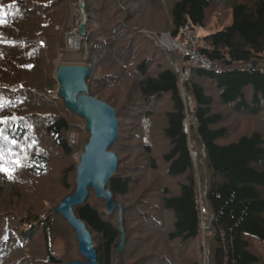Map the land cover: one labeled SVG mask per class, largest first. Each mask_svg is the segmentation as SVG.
Wrapping results in <instances>:
<instances>
[{
  "label": "trees",
  "instance_id": "1",
  "mask_svg": "<svg viewBox=\"0 0 264 264\" xmlns=\"http://www.w3.org/2000/svg\"><path fill=\"white\" fill-rule=\"evenodd\" d=\"M63 1L0 0V181L19 193L25 191V195L35 194L39 183L53 174L57 159L68 160L78 150L70 135L77 127L71 119L80 116L66 108L59 93L57 97L72 116L54 112L47 91L56 80L50 77L53 66L51 60L45 62V54L59 43L53 32L57 9ZM165 1L83 0L87 9L86 37H94L89 31L93 18L102 24L101 40L97 35L98 39L90 42V54L100 60L102 69H119L117 73L99 75V82L105 87L117 86L132 77L138 96L122 113L125 120L129 115L134 124L129 133L120 128L114 103L97 99L115 112L117 123V136L109 151L117 156L118 163L106 190L112 199L127 198L143 169L150 173L165 170L166 179L177 181L176 190L160 186L158 206L148 209L146 201L136 202L125 211L127 217H138L149 228L165 231L168 242L179 245L180 250L207 231V264H264V135L254 131L230 140V128L224 124V110L240 119L264 117V0L233 3L229 23L203 35L202 45L197 43L198 51L213 66L208 70L191 68L190 77L183 84L184 96L178 85L177 63L150 33L139 27L157 24L156 19H161L165 11L167 34L178 39L185 26L191 31L204 29L214 0ZM157 6L161 12L151 11ZM119 14L123 15L122 21L115 19ZM137 16L140 18L136 27L129 21ZM39 37L46 47L27 41ZM23 38L25 43L14 41ZM9 39L14 40L8 42ZM158 53H163L166 61L157 58ZM88 78L84 80L86 92L94 98ZM184 97L192 101L193 123L188 134L183 128ZM162 99H167L169 107L161 113L159 130L155 120L158 114L154 111ZM80 118L86 130L85 120ZM87 134L84 146L90 138ZM118 149L129 162L123 164ZM136 151L142 157L130 160ZM74 170V191L62 201L76 191L77 166L63 170L72 178ZM2 192L0 189V195ZM89 192L93 190L88 189V196ZM95 200L90 203L87 197L83 204L72 207V212L91 238H97L93 247L96 263L114 264L128 219L120 210L118 226L113 222L115 210L111 215L105 200ZM151 211L154 215L149 214ZM53 214L66 223L68 229L58 222L65 236L74 238L78 249L75 230L57 211L39 220V212L14 210L0 214V264H29L26 256L38 234L45 259L30 264H64L52 248L51 235L59 228L53 224ZM170 218L172 223L168 225ZM203 219L208 222L206 230ZM25 226L28 231L22 230ZM129 240L126 237L124 247ZM253 241L261 244V253L254 250ZM178 255L174 250L148 260L149 264H174L181 260Z\"/></svg>",
  "mask_w": 264,
  "mask_h": 264
},
{
  "label": "rangeland",
  "instance_id": "2",
  "mask_svg": "<svg viewBox=\"0 0 264 264\" xmlns=\"http://www.w3.org/2000/svg\"><path fill=\"white\" fill-rule=\"evenodd\" d=\"M169 1V0H166ZM165 1V2H166ZM241 0H235L234 2L232 0H214L209 8L207 14H206V20L204 24V29H195V31H192V35L197 40L198 45H202V37L203 35H206L208 33L215 32L219 29H222L224 26H226L230 21V6ZM158 5V3H156ZM167 4V2H166ZM82 5L85 10V21H86V15H87V9L83 3V0H65L63 1L58 9L56 14V21L57 24L54 27V37L57 39L56 45H53V50L45 54V62L46 59L51 60V66H53V69H51L50 77L51 79H54V75L57 69L59 68H85L91 71V75L88 78V87L90 88V92H94L96 97L95 99H99L102 101H109L111 104L114 103L115 110L118 111V121L120 128L122 130L125 129L127 133H129V129L131 126H133V122L129 119V115H127V120H125V117L122 116V113L124 111V107L127 105H130L131 102L138 98L136 91H135V84L136 82L132 77H128L127 81L122 83L121 85L112 86L110 84H107V86H103L101 82H99L98 77L99 75H109L113 73H117L119 69H114L113 67L102 69L100 66V60L97 59V57L90 54V42H95L96 39L99 38V41L101 38L99 37V34L101 33L100 29L102 28V24L98 23V21L94 20L93 18V24L91 28H89L90 34H94L93 38L92 36L89 38H81L79 41L78 46H72V41L74 37L78 36L79 26L83 22V16H82ZM97 4H95L96 6ZM114 6V4H112ZM160 11L155 7H152L151 11ZM161 12V11H160ZM92 12H90V15ZM150 17H152V12L150 13ZM123 15L119 14L115 16V19H118V21H122ZM161 19L157 18L156 23L151 26H144L139 27L141 28L142 32L150 33L152 38L158 45L161 47L167 46L172 52L175 51V49H171L167 44H165V37H168V28L164 26L166 21V14L165 11L162 13ZM93 17V16H92ZM95 17V16H94ZM101 22L104 20L98 17ZM140 17L133 18L131 22L134 26L137 25V21ZM142 18V17H141ZM161 21V22H160ZM164 21V22H163ZM150 23H152L150 21ZM86 24V22H85ZM153 24V23H152ZM98 35V38H97ZM165 36V37H164ZM26 38V37H25ZM23 38L22 40H14L9 39L8 42H12L13 40L17 43H25L26 39ZM161 38V41H160ZM30 43L37 44L41 47H46V42L41 37L35 38L34 40L28 39ZM153 41V42H154ZM160 42H162L165 46H163ZM28 43V42H27ZM166 49V48H164ZM167 51V50H166ZM169 58L173 59L176 62V57L173 54H170L167 51ZM157 58L163 57L164 61V55L163 53L156 54ZM175 57V58H174ZM47 61V62H48ZM161 63V61H160ZM185 82H182L184 84ZM103 86V89H100L99 87ZM47 88V86H45ZM181 90V89H180ZM48 93L50 104L52 105V109H55L54 112L63 114L64 116H67L68 118H71V114H69L63 107L62 101L57 97L59 93V85L56 83V81L53 82V86L51 87V90ZM182 95H185V91L181 90ZM183 95V96H184ZM98 97V98H97ZM54 102V104L52 103ZM167 99H162L159 104L155 105V113L158 114L156 117V123L158 124L157 127L162 128V124L160 121L161 113L165 112V109H167L169 106L167 105ZM122 111V112H121ZM225 119L224 124L227 125L230 128L229 132V139H233L234 137L238 138L239 136L243 134H250L251 132L258 131L261 132L264 135V117H257V118H244L240 119L237 116H234L231 114L228 110H224ZM155 115V114H154ZM74 124L77 125L75 131L70 135V139L72 142L76 145H78V150L71 156L68 160H58L55 163V169L51 176L45 179V182L39 183L37 190L35 194H27L25 191L20 190V193L15 190L11 185L9 184H2L0 181V189H3L2 195H0V214H7L11 212H20L25 213V211L31 210L32 212H39V220L43 219L44 216L54 213V211L59 210V207L62 202V198L74 191V184H75V170L73 171V178L66 175V173H63V170L70 167V165L78 166L80 155L82 154L83 146L88 138V134L85 130L84 122L82 118L76 117L75 119H71ZM187 123L188 126L191 124V118L190 114L189 117H187ZM159 142L162 143V140L158 139ZM117 154L119 155V158L124 160L126 162H129V159L126 158L123 152H121L120 149H118ZM142 157V154L140 151H136L134 155L130 158V160L137 159ZM123 167V166H121ZM165 170H160L156 173H150L146 170H142L141 173L143 175V178L141 177V173L139 174L138 183L135 184V186L132 184L131 186V192L129 193V197L122 199L121 197H113L111 200V203L108 205L110 207L109 214L112 215V211L116 212L113 213V222L117 224L118 226H121V215L123 213V217H126L128 219V226L125 230L124 228V242L120 243L118 246V254L115 258L114 264H141L143 262L144 264H149L150 260H148L149 257L156 258L160 257L163 254L169 252V251H178L179 255L178 257H181V260L179 259L178 262L174 264H188L191 261H199L202 264L208 263V248H207V231L201 232V237L193 242L188 248L184 250H180L179 245L169 243L167 240V237L164 233L159 232L158 228L151 229L148 226H146L143 221L138 217H127V212L125 211L130 208L131 205H134L136 202H143L146 201L148 203L147 208L153 206L159 205V191L158 188L160 186H166L171 191L176 190V184L177 181L166 179L164 176ZM77 172V171H76ZM200 185V182H199ZM35 187V186H34ZM33 187V188H34ZM32 188V189H33ZM31 189V190H32ZM159 196V197H158ZM95 194L94 192H89L88 201L90 203H93L95 200ZM144 199V200H143ZM8 204H16L10 209H7L6 205ZM117 210V211H116ZM120 210H122V213L120 214ZM147 210V209H146ZM120 214V215H119ZM153 214V211L151 213ZM154 215V214H153ZM56 216V217H55ZM54 214L51 217H54L55 220L53 221V224L57 228L56 230H53V233L51 235V238L54 240V243L52 244L53 252L55 253L56 257L60 258L61 260H64V264H90V261L88 258L83 256L79 252V246L77 249V245L74 242V238H68L66 237L65 231H61V227L58 224L63 223L61 218ZM50 217V218H51ZM171 222H168V225H171ZM38 220V221H39ZM64 227H66V223H63ZM66 225V226H65ZM124 224H122L123 226ZM208 222L207 220H202V227L203 229H207ZM167 227V226H166ZM167 229V228H166ZM23 231H28L27 227L22 228ZM168 230V229H167ZM210 235V233L208 234ZM126 237H128L129 243L126 247H124ZM91 238V236H90ZM93 239V241H92ZM92 246L95 248L97 244V238L93 235V238H91ZM252 247L254 250L262 251L261 244L254 242ZM126 249V250H125ZM174 249V250H173ZM260 249V251H259ZM95 251V250H94ZM262 255V254H261ZM28 259V263L37 262V261H43L45 259L44 256V250L42 252V241H41V235L38 234L35 238V241L31 245V252L28 253L26 256ZM148 260V261H147ZM67 261V262H66Z\"/></svg>",
  "mask_w": 264,
  "mask_h": 264
},
{
  "label": "water",
  "instance_id": "3",
  "mask_svg": "<svg viewBox=\"0 0 264 264\" xmlns=\"http://www.w3.org/2000/svg\"><path fill=\"white\" fill-rule=\"evenodd\" d=\"M84 13L82 5L83 22L78 31L81 38L86 37ZM90 75L91 71L85 68H59L54 75L59 85L60 98L68 110L84 118L86 131L90 135L77 166L76 191L73 196L65 198L56 211L75 230L79 252L89 259L90 264H97L90 234L84 224L74 217L72 207L86 201L88 189L93 190L97 199L105 200L107 207L111 203L112 196L106 186L118 163L117 156L109 151L117 136V123L115 112L107 104L88 96L84 80ZM124 239L122 234L120 248ZM88 250L91 256L88 255Z\"/></svg>",
  "mask_w": 264,
  "mask_h": 264
},
{
  "label": "built area",
  "instance_id": "4",
  "mask_svg": "<svg viewBox=\"0 0 264 264\" xmlns=\"http://www.w3.org/2000/svg\"><path fill=\"white\" fill-rule=\"evenodd\" d=\"M165 41V44H167L171 49H175L173 52L176 55L167 46L160 42L163 46H165L164 48H166L170 54H173L176 57L174 58L176 59L177 73L179 76L178 85L181 90H183L182 82L187 81V79L190 77L191 68L208 70L213 66L205 56L199 53L197 40L192 35V31L188 26H185L181 29V34L178 39H172L170 36H168L165 37ZM184 105L186 118L184 120L183 128L185 134H188L189 126L191 124L188 126L187 117H189V114L192 112L191 99L184 97ZM190 118L191 123H193L191 115Z\"/></svg>",
  "mask_w": 264,
  "mask_h": 264
},
{
  "label": "bare ground",
  "instance_id": "5",
  "mask_svg": "<svg viewBox=\"0 0 264 264\" xmlns=\"http://www.w3.org/2000/svg\"><path fill=\"white\" fill-rule=\"evenodd\" d=\"M80 39L81 38H79V36H75L74 37V39H73V41H72V46L74 47V46H78L79 45V41H80ZM164 41H165V39H164ZM166 42V41H165ZM87 242V241H86ZM88 255L89 256H91V253H90V251L88 250Z\"/></svg>",
  "mask_w": 264,
  "mask_h": 264
},
{
  "label": "clouds",
  "instance_id": "6",
  "mask_svg": "<svg viewBox=\"0 0 264 264\" xmlns=\"http://www.w3.org/2000/svg\"><path fill=\"white\" fill-rule=\"evenodd\" d=\"M78 36H79V34H78ZM79 38H81V37L79 36Z\"/></svg>",
  "mask_w": 264,
  "mask_h": 264
}]
</instances>
